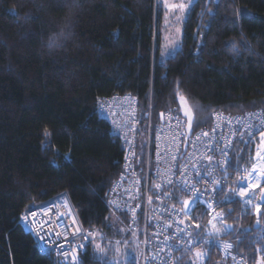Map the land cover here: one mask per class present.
<instances>
[{"label": "trees", "instance_id": "obj_1", "mask_svg": "<svg viewBox=\"0 0 264 264\" xmlns=\"http://www.w3.org/2000/svg\"><path fill=\"white\" fill-rule=\"evenodd\" d=\"M205 2L165 56L156 0H0V264L54 263L19 219L60 194L82 228L102 237L126 228L107 201L125 147L98 115L100 99H139L142 152L149 121L181 111L179 96L192 108V131L210 126L214 110L264 106V0H211L203 13ZM239 204L228 205L230 221ZM262 206L261 226L240 238L251 264L263 250ZM81 259L104 264L92 242Z\"/></svg>", "mask_w": 264, "mask_h": 264}, {"label": "built area", "instance_id": "obj_2", "mask_svg": "<svg viewBox=\"0 0 264 264\" xmlns=\"http://www.w3.org/2000/svg\"><path fill=\"white\" fill-rule=\"evenodd\" d=\"M138 104L139 99L133 94H112L100 99L97 111L125 147L122 168L107 201L110 212L126 217L129 231L141 234L142 264H249L236 251L233 234L230 236L234 223L231 230L225 229L229 222H235L227 219L232 211L230 203L240 202L251 206L254 215L257 212L259 201L255 193L260 191L263 179L255 190L247 188L251 179L243 186L239 182L252 172L253 164L248 158L252 157L251 145L264 132V106L234 114L214 110L211 125L197 131L188 130L181 111L166 110L161 112L158 123L149 121L148 145L142 152L138 142ZM193 166L199 170L198 181ZM181 171L185 172L184 177ZM185 178L201 191L204 201L187 212L182 211L183 201H191L193 192L181 186ZM214 181L220 182L218 189ZM242 190L248 192L244 197L239 196ZM40 213L48 214L49 227H41L44 217ZM20 216L21 227L31 233L39 248L53 254V264H73L72 255L81 264L86 245L98 237L95 228L79 225L66 194L28 208ZM220 224L224 234L217 231ZM48 232L54 234L49 236ZM80 244L84 247H78ZM226 244L232 247L225 248ZM197 252L203 257L197 258Z\"/></svg>", "mask_w": 264, "mask_h": 264}, {"label": "rangeland", "instance_id": "obj_3", "mask_svg": "<svg viewBox=\"0 0 264 264\" xmlns=\"http://www.w3.org/2000/svg\"><path fill=\"white\" fill-rule=\"evenodd\" d=\"M203 2L204 0H156V4L162 11V25L161 30L163 33V49L162 52H164V55H171L175 53L177 49L181 46V38L183 35V25L186 20V16L192 9L193 5L197 2ZM205 8V7H204ZM180 101V108L185 116V112L193 117L192 114V108L188 105L186 99L183 96H179ZM185 119H187V128L188 130H191L193 119H191V124L188 119V117L185 116ZM264 133V132H263ZM259 139L254 142V144L251 145V158L250 159L251 164L261 162L264 160L257 159V153L259 152L262 156L264 154V138L262 136L258 137ZM264 156V155H263ZM247 160V161H248ZM246 161V160H245ZM263 184L261 185V188L264 187V179ZM260 188V189H261ZM255 199L259 201L260 198V191L255 193ZM254 199V200H255ZM237 222H229L234 223V229L233 232L230 233L233 234V241L236 242V251L244 256L249 263L248 253L243 251L239 248L240 244V238H242V234L248 233L251 231V225L252 222L255 223L256 218L253 217L251 219V223H244L245 217H251L255 216L252 211L253 208L246 204H239ZM263 211V207H262ZM114 219V217H113ZM228 219V218H227ZM230 221V219H228ZM114 222V221H113ZM120 222V221H119ZM261 219L259 220V225L261 226ZM232 226V224H231ZM221 234H224V230H221V224L217 226ZM119 233L120 235H116L113 237H102L100 234H98V237L95 238L92 241V247L95 248L98 258L100 259V262H104V264H142V246L141 245V234L138 236L137 234L129 231L127 228H125V225L119 227ZM257 238L258 239H264V227H262L261 231L258 232ZM136 237H138V242ZM263 237V238H262ZM135 240V243H134ZM99 245V247H97ZM136 245H138L139 248V254L138 249L136 248ZM262 258H264V242H263V250H260V252L257 255V259L254 260L255 264H261ZM131 260V261H130ZM251 264V263H249Z\"/></svg>", "mask_w": 264, "mask_h": 264}, {"label": "snow or ice", "instance_id": "obj_4", "mask_svg": "<svg viewBox=\"0 0 264 264\" xmlns=\"http://www.w3.org/2000/svg\"><path fill=\"white\" fill-rule=\"evenodd\" d=\"M185 116L188 117V119L190 121V124H191V119H192L191 116H189V114L187 112H185ZM213 131L215 132V129ZM203 135L207 136L208 134L204 133ZM261 136H262V138H264V133H261ZM173 159H175V157ZM257 159L264 160V157H262L260 155V153L258 152L257 153ZM193 169L195 171V178L198 181L199 178H200L199 170H196L195 166H193ZM181 176L182 177L185 176V172L184 171H181ZM252 178H255L257 181L264 179V164H259V165L258 164H253L252 172L249 173V175L247 177H241L239 183L241 184V186H243L247 181H250V179H252ZM168 183L171 184L172 181H168ZM214 183L217 185V189H218L219 185H220V182L219 181H214ZM181 186L183 187L184 190L193 192V199L191 201H188V200L183 201V204H184L185 207H184V209H182V211H186V212L187 211H191L196 206L197 203H204V201H202V199H201V196H202L201 191L199 189H196L195 184L188 183L187 182V178H185V180L181 182ZM156 187L159 188L160 185H157ZM257 187H259L258 183L257 184H252V183H248L247 184V188L250 189V190H255ZM261 192L264 193V188L261 189ZM232 194L236 195L235 192H233ZM247 194H248V192L246 190H242V191L239 192V196H241V197H244ZM262 199H264V197H262ZM209 207H210V205H209ZM259 211H260V206L257 205V213H259ZM32 215L34 217H36L37 213L36 212H32ZM39 215L44 217V221H43V224L41 225V227L42 228L43 227H49L50 226V221H49V218H48V214L47 213H40ZM26 219L27 218H25V220ZM57 220H59V217H57ZM169 226H171V225H169ZM196 227L199 228V225H197ZM230 227L231 226H226L225 230H227V228H230ZM79 231H80V229L77 228V232H79ZM180 231H183V229H180ZM217 231H219V230H217ZM53 234L54 233H52V232H48L47 233V235H49V236H51ZM55 234L58 237L60 235L59 233H55ZM90 235H91V233L89 234V236ZM74 236H75V234H73V238H74ZM64 237H65V241H67V233H64ZM88 238H89L88 236L84 237L85 240H88ZM60 247L63 248L64 245L61 244ZM78 247L83 248L84 245L80 244V245H78ZM97 247H99V245H97ZM224 247L225 248H231L232 245L231 244H226V245H224ZM64 255L67 256L68 253H64ZM203 255L204 254L201 253V252H197L196 253L197 258H202ZM71 259H72L73 264H77V257L75 255H72ZM261 264H264V258H262Z\"/></svg>", "mask_w": 264, "mask_h": 264}, {"label": "water", "instance_id": "obj_5", "mask_svg": "<svg viewBox=\"0 0 264 264\" xmlns=\"http://www.w3.org/2000/svg\"><path fill=\"white\" fill-rule=\"evenodd\" d=\"M211 2V0H206L205 2V8L203 10V13L207 10V8L209 7V3ZM162 119V113H160V120ZM264 157V156H263ZM220 186V185H219ZM264 188V187H262ZM261 188V189H262ZM260 189V198H259V205L261 206L259 213H255V217H256V221L254 223V227H258L259 226V220L261 219V213H262V205L264 204V199H262V197H264V193L261 192ZM77 218V216H76ZM227 226H231V224H228ZM232 226L230 228H227V230H231Z\"/></svg>", "mask_w": 264, "mask_h": 264}, {"label": "bare ground", "instance_id": "obj_6", "mask_svg": "<svg viewBox=\"0 0 264 264\" xmlns=\"http://www.w3.org/2000/svg\"><path fill=\"white\" fill-rule=\"evenodd\" d=\"M110 131H111V130H110ZM255 164H258V165H259V164H262V163H261V162H258V163H255ZM260 182H261V180L257 181L255 178H252V179H251V183H252V184H257V183H258L259 186H260Z\"/></svg>", "mask_w": 264, "mask_h": 264}]
</instances>
